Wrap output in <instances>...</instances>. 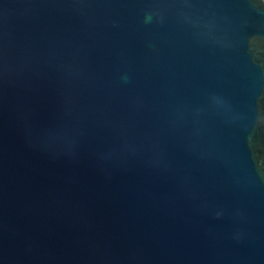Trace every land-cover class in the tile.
Here are the masks:
<instances>
[{"label": "water", "instance_id": "1", "mask_svg": "<svg viewBox=\"0 0 264 264\" xmlns=\"http://www.w3.org/2000/svg\"><path fill=\"white\" fill-rule=\"evenodd\" d=\"M0 264H264V0H0Z\"/></svg>", "mask_w": 264, "mask_h": 264}]
</instances>
